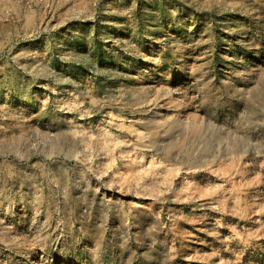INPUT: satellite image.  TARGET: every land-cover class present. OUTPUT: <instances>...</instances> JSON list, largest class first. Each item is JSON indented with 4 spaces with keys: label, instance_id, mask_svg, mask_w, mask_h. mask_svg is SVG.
I'll return each instance as SVG.
<instances>
[{
    "label": "rangeland",
    "instance_id": "obj_1",
    "mask_svg": "<svg viewBox=\"0 0 264 264\" xmlns=\"http://www.w3.org/2000/svg\"><path fill=\"white\" fill-rule=\"evenodd\" d=\"M0 264H264V0H0Z\"/></svg>",
    "mask_w": 264,
    "mask_h": 264
}]
</instances>
